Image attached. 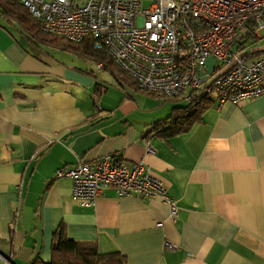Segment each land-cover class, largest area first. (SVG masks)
I'll return each instance as SVG.
<instances>
[{"label": "crops", "instance_id": "1", "mask_svg": "<svg viewBox=\"0 0 264 264\" xmlns=\"http://www.w3.org/2000/svg\"><path fill=\"white\" fill-rule=\"evenodd\" d=\"M16 3L0 0V264H28L39 251L50 261L60 225L103 253L121 252L120 264H264V95L213 99L188 131H149L191 97L155 111L166 99L135 80L25 33L9 15ZM107 153L150 165L177 217L158 197L112 190L82 206L72 180L55 177Z\"/></svg>", "mask_w": 264, "mask_h": 264}, {"label": "built area", "instance_id": "2", "mask_svg": "<svg viewBox=\"0 0 264 264\" xmlns=\"http://www.w3.org/2000/svg\"><path fill=\"white\" fill-rule=\"evenodd\" d=\"M19 2L44 32L73 42L91 39L140 89L163 99L194 93L220 106L264 95V51L256 56L246 45L262 37L264 0ZM209 59L217 62L215 75L208 72ZM55 177L72 180V198L82 206L94 205L112 190L118 198L158 197L173 220L179 212L165 182L143 160L129 162L113 153L94 160L78 158L58 168ZM166 247L176 245L166 241Z\"/></svg>", "mask_w": 264, "mask_h": 264}, {"label": "trees", "instance_id": "3", "mask_svg": "<svg viewBox=\"0 0 264 264\" xmlns=\"http://www.w3.org/2000/svg\"><path fill=\"white\" fill-rule=\"evenodd\" d=\"M17 1L18 3L9 9V15L19 22L23 31L29 36L39 42L66 49L82 57L94 59L102 63V66L107 70L118 74L123 80L131 81L133 79L105 51L94 48L91 39L73 42L64 37L44 32L40 23L31 15L29 10L19 0ZM263 49L252 51V53L258 54ZM189 96L192 100L189 105L175 106L172 114L157 122L149 131H158L161 126H166L161 132L164 135H173L188 131L196 121H201L203 112L210 106L209 103L213 99L206 95L194 93ZM166 100L175 101L177 98ZM51 251L50 261H45L39 251L36 252L28 264H120L126 261V256L119 251L103 253L99 250L96 242L70 238L63 225H60L54 233Z\"/></svg>", "mask_w": 264, "mask_h": 264}, {"label": "rangeland", "instance_id": "4", "mask_svg": "<svg viewBox=\"0 0 264 264\" xmlns=\"http://www.w3.org/2000/svg\"><path fill=\"white\" fill-rule=\"evenodd\" d=\"M260 34H261V38H258V39H256V40H254V39H249L247 42H246V45H247V47H248V49H249V51L251 52V51H256V50H259V49H262V48H264V29L262 30V31H260ZM55 54H58L59 52H61V50L62 49H59V47L58 48H56V47H49ZM61 54H63V53H61ZM68 54H72V55H74V56H76L75 54H73V53H71V52H69ZM85 62H88V61H85ZM216 61L214 60L213 61V59H209L208 60V65H209V67H210V71L208 70V72L211 74V75H215L216 73H215V71H214V66L216 65ZM97 65H96V63H92V67L91 68H94L96 71H99V70H101V71H103L102 69H100V68H98V67H96ZM213 69V70H212ZM142 90V89H141ZM144 91V90H143ZM145 92H147V91H145ZM157 98V97H156ZM187 98H179V99H177V100H175V101H171V100H160V102H163L164 104V106H161L160 108H158L157 109V107L156 108H154V110L155 111H157L158 110V112L159 113H162V112H167L166 110H168V109H171V111H172V106L173 105H180V104H182V105H185V103L187 102ZM170 111V112H171ZM148 112H151V110H148ZM169 112V113H170ZM168 113V114H169ZM168 114H166V115H168Z\"/></svg>", "mask_w": 264, "mask_h": 264}, {"label": "water", "instance_id": "5", "mask_svg": "<svg viewBox=\"0 0 264 264\" xmlns=\"http://www.w3.org/2000/svg\"><path fill=\"white\" fill-rule=\"evenodd\" d=\"M264 50V49H263Z\"/></svg>", "mask_w": 264, "mask_h": 264}]
</instances>
